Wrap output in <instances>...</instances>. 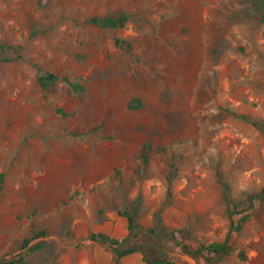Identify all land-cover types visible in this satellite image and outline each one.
Returning <instances> with one entry per match:
<instances>
[{"label": "rangeland", "instance_id": "obj_1", "mask_svg": "<svg viewBox=\"0 0 264 264\" xmlns=\"http://www.w3.org/2000/svg\"><path fill=\"white\" fill-rule=\"evenodd\" d=\"M119 11L129 15L120 28L86 22ZM3 45L0 256L115 264L88 235L123 240L119 212L139 196L137 222L154 229L146 246L174 264H264V202L232 233L229 253L208 260L179 245L227 232L217 173L235 201L264 186V133L226 111L264 122V0H0ZM37 69L58 79L42 89ZM64 77L83 90L72 92ZM135 98L141 106L129 107ZM39 230L28 245L44 244L21 248ZM118 264L145 263L134 252Z\"/></svg>", "mask_w": 264, "mask_h": 264}, {"label": "trees", "instance_id": "obj_2", "mask_svg": "<svg viewBox=\"0 0 264 264\" xmlns=\"http://www.w3.org/2000/svg\"><path fill=\"white\" fill-rule=\"evenodd\" d=\"M129 19V15L126 12L119 11L113 14H107L103 16L92 15L86 18V22L92 25H97L101 27L109 28H120ZM114 45L119 47L124 51H130L132 44L129 40L115 37ZM3 51L6 47L5 45L0 46ZM58 79V76L55 72L50 70L42 71L37 69L36 72V82L42 89L48 88L52 83ZM64 82L68 85L69 89L72 92L79 93L83 90V85L77 81L71 80L68 77L63 78ZM128 106L131 108H139L141 102L138 98L131 100L128 103ZM57 111L63 113L60 109ZM232 116H235L243 121L250 123L258 131L264 133V122H258L252 119H249L246 115L237 113L234 110H226ZM150 145L148 143H143L139 149L138 157L140 159L143 167H146L150 155ZM174 173L167 174V195H170V185ZM217 180L220 183L226 198V212H227V232L225 233L222 240L211 241L208 243H198L196 246H190L184 242L179 243L180 248L183 252L187 254H199L205 259H212V257L219 256L222 254L229 253L230 250V241L231 236L234 231H237L241 228L243 222L247 219L249 215V210L253 207L255 202H264V186L259 190L254 192H248L244 197L235 201L229 196L228 186L225 181L222 180L219 173L216 174ZM4 183V173L0 172V190ZM140 198L137 196L128 207L124 208L119 212L122 216L126 218V228L127 232L123 240H119L115 237H112L104 232H91L88 237L91 240L99 241L106 244L112 251L113 260L115 264L119 263V260L126 255H129L134 252H140L142 261L145 264H174L167 256L158 249H150L146 246L145 238L149 237L154 233V229L149 228L148 230H143V228L138 224L137 217L139 213ZM44 236V231L39 230L34 232L31 237H24L21 240V248H27L28 251H34L41 247L44 242L37 241L34 244L28 245L30 240L34 237ZM170 239H175L176 235L174 231L169 232L168 234ZM133 241V244L127 242ZM240 257H244L243 252H241ZM23 256L21 252H17L11 255L0 256V264H22Z\"/></svg>", "mask_w": 264, "mask_h": 264}]
</instances>
